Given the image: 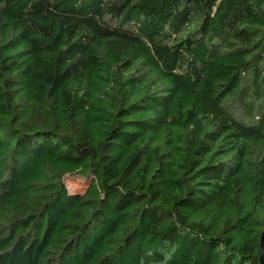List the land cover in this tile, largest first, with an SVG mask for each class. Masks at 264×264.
Instances as JSON below:
<instances>
[{"label":"trees","instance_id":"trees-1","mask_svg":"<svg viewBox=\"0 0 264 264\" xmlns=\"http://www.w3.org/2000/svg\"><path fill=\"white\" fill-rule=\"evenodd\" d=\"M263 227L264 0H0V264H259Z\"/></svg>","mask_w":264,"mask_h":264},{"label":"water","instance_id":"water-1","mask_svg":"<svg viewBox=\"0 0 264 264\" xmlns=\"http://www.w3.org/2000/svg\"><path fill=\"white\" fill-rule=\"evenodd\" d=\"M258 261L259 264H264V227L262 228L259 236Z\"/></svg>","mask_w":264,"mask_h":264},{"label":"rangeland","instance_id":"rangeland-1","mask_svg":"<svg viewBox=\"0 0 264 264\" xmlns=\"http://www.w3.org/2000/svg\"><path fill=\"white\" fill-rule=\"evenodd\" d=\"M67 186L70 190H74L75 188H77L79 186V183L75 180H73V178L70 181H67Z\"/></svg>","mask_w":264,"mask_h":264}]
</instances>
